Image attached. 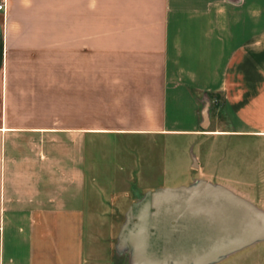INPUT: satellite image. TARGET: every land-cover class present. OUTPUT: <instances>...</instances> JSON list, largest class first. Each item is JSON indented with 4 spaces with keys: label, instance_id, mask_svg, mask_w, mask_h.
Segmentation results:
<instances>
[{
    "label": "crops",
    "instance_id": "0c3cea01",
    "mask_svg": "<svg viewBox=\"0 0 264 264\" xmlns=\"http://www.w3.org/2000/svg\"><path fill=\"white\" fill-rule=\"evenodd\" d=\"M1 3L0 264H264V0Z\"/></svg>",
    "mask_w": 264,
    "mask_h": 264
},
{
    "label": "water",
    "instance_id": "95a60500",
    "mask_svg": "<svg viewBox=\"0 0 264 264\" xmlns=\"http://www.w3.org/2000/svg\"><path fill=\"white\" fill-rule=\"evenodd\" d=\"M199 187L195 188L191 191L192 194H195L198 191ZM251 222L253 224V234L251 236L252 241H255L261 237V235L264 233V225H263V219L260 216V214L255 211L254 209L251 210Z\"/></svg>",
    "mask_w": 264,
    "mask_h": 264
},
{
    "label": "rangeland",
    "instance_id": "374dc122",
    "mask_svg": "<svg viewBox=\"0 0 264 264\" xmlns=\"http://www.w3.org/2000/svg\"><path fill=\"white\" fill-rule=\"evenodd\" d=\"M175 182H176V180H173V181H171V182H170V180L167 181V183H169V184H171V183H175Z\"/></svg>",
    "mask_w": 264,
    "mask_h": 264
},
{
    "label": "built area",
    "instance_id": "2783aa9c",
    "mask_svg": "<svg viewBox=\"0 0 264 264\" xmlns=\"http://www.w3.org/2000/svg\"><path fill=\"white\" fill-rule=\"evenodd\" d=\"M2 8H3V4L1 3V4H0V10H1Z\"/></svg>",
    "mask_w": 264,
    "mask_h": 264
}]
</instances>
